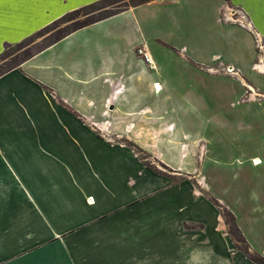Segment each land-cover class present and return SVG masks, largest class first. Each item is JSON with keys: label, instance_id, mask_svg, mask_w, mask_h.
I'll list each match as a JSON object with an SVG mask.
<instances>
[{"label": "crops", "instance_id": "1", "mask_svg": "<svg viewBox=\"0 0 264 264\" xmlns=\"http://www.w3.org/2000/svg\"><path fill=\"white\" fill-rule=\"evenodd\" d=\"M229 10L245 12L264 44V0H152L0 77V264H254L218 210L187 214L177 191L187 181L173 179L194 168L264 257V176L228 174L235 163L264 168V100L237 105L245 86L264 92L253 72L264 51ZM141 45L154 71L135 57Z\"/></svg>", "mask_w": 264, "mask_h": 264}, {"label": "rangeland", "instance_id": "2", "mask_svg": "<svg viewBox=\"0 0 264 264\" xmlns=\"http://www.w3.org/2000/svg\"><path fill=\"white\" fill-rule=\"evenodd\" d=\"M98 1L100 0H95V1L93 0L89 3L83 4L81 3V0H38V1L11 0L10 7H6V8L0 7V74L5 72L7 69H9L13 64H17L23 61L28 55H33L42 48H44L45 46H47L59 34L72 28L74 22L78 20H83L87 16L100 12L102 9L94 11L93 13L86 14L85 12H83L79 15H75L72 17L69 16L72 12L82 9L83 7H86ZM132 1L134 0H119L117 2L115 0L114 4H107L105 6H107V8H110L112 6H123V5L130 6ZM150 1L152 0H149V2ZM244 14L247 17L245 12ZM228 15L230 16V10L228 11ZM229 16L225 20L229 23H234L233 21L229 20ZM247 19L249 18L247 17ZM256 51H257V55L263 52L260 51L258 48H256ZM261 55L264 57V54ZM253 72L254 74H257L261 78V81H264L262 80V78H264L263 69L260 70L258 67H255ZM245 87L246 90L243 93V95H241L240 98H238L237 105L244 106L245 104H248L247 102H259L261 100H264V92H260L249 86H245ZM220 115L225 117L227 115L226 109L221 110ZM219 134H222L223 137L222 140L223 142L226 143V140L228 139L227 135L223 131H219ZM235 143H238L241 146H243L242 142L238 141ZM185 147L186 145H183L182 150L180 149L182 151L180 155L182 156ZM198 149L199 146L197 148V152ZM135 152L140 158L141 162H143L147 166L155 167V169H157L161 174L168 175V170L162 167L160 164L154 162V159L149 154L143 152L142 149L136 148ZM200 156H202V154H200ZM235 164H233L231 168L228 170V174H230L232 178V182L236 181L238 178H244L246 176H248L247 178H254V179H257L260 176H264V168L262 165L253 167V169L249 170L248 165L246 163L243 164L235 163ZM189 165L194 166V164H192L191 162H189ZM174 178H175L173 179L174 182L177 183L180 182V180L187 181L186 183L181 185L179 189L177 188V191L178 193L180 192L181 194L186 193V198H185L186 201L184 205H187V214L189 216H195V214L202 213L208 207H213L219 211L223 224L226 228L223 212H228V211L225 208H223V206L210 195L209 191L207 190V183L205 178L199 175L198 171L195 168L189 169L187 171V174L183 173L182 177H174ZM192 218L197 219L198 217L197 218L192 217ZM0 219L2 220V218ZM201 227H202L201 223L198 224V223L188 222V224L184 225L185 229L195 230V231L201 230ZM233 244L239 247L240 249H244L246 247L249 249L246 242L245 244L243 242L240 243L233 242ZM190 247L191 244L189 243L188 255H190L193 252L192 250H194ZM232 251L235 252L237 256H240L238 253H236V251L234 250ZM172 255L179 256L180 250L179 249L172 250Z\"/></svg>", "mask_w": 264, "mask_h": 264}, {"label": "trees", "instance_id": "3", "mask_svg": "<svg viewBox=\"0 0 264 264\" xmlns=\"http://www.w3.org/2000/svg\"><path fill=\"white\" fill-rule=\"evenodd\" d=\"M115 0H100L96 3L90 4L86 7H83L82 9L76 10L74 12H72L69 16H75V15H79L83 12H85L86 14L88 13H93L94 11L100 10L102 9L100 12L92 14L90 16H87L85 19L83 20H78L76 22H74L72 28L66 30L65 32L59 34L57 37H55L47 46H45L44 48H42L41 50H39L37 53L41 52L42 50L46 49L47 47H50L51 45L59 42L60 40H62L63 38H65L66 36L70 35L71 33L82 29L84 27H87L89 25L95 24L97 22H100L102 20H105L107 18H110L112 16H115L127 9H129V7H137L143 4H146L149 2V0H134L132 1L131 5H123V6H112L110 8H107V4H114ZM119 0H116V2ZM84 15V14H82ZM63 19V18H62ZM37 53L33 54V55H28L23 61H21L20 63L17 64H13L9 69H7L5 72L1 73V75H3L4 73L15 69L16 67H18L19 65H21L23 62L27 61L28 59H30L31 57H33L34 55H36ZM156 172L159 173V171L157 169H154ZM223 217L225 220V225H226V230L227 233L229 234V236L231 237V240L234 243H240L243 242L245 244V241L243 239V237L241 236V234L239 233V230L237 229L233 217L231 216V214L229 212H223ZM237 247V246H236ZM252 263L254 264H264V258L251 253L249 251V249L246 247L244 249H240L239 247H237Z\"/></svg>", "mask_w": 264, "mask_h": 264}, {"label": "built area", "instance_id": "4", "mask_svg": "<svg viewBox=\"0 0 264 264\" xmlns=\"http://www.w3.org/2000/svg\"><path fill=\"white\" fill-rule=\"evenodd\" d=\"M229 20L233 21L234 23L239 24V26L243 28L244 30H247L250 33H253V36L255 37L256 48H258L260 51H264V45H263L262 39L253 31L251 23L248 21L243 11L230 10ZM134 54L137 60L141 64H143L148 70L150 71L155 70L158 64V58L154 53L149 51L145 46L141 45L135 48ZM154 88L156 90H159V88H157V84L155 85ZM94 127L96 128V126Z\"/></svg>", "mask_w": 264, "mask_h": 264}]
</instances>
